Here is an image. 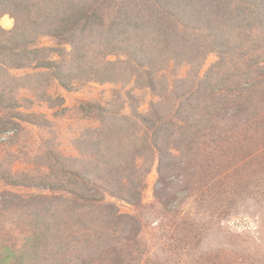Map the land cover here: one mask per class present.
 <instances>
[{
  "label": "rangeland",
  "instance_id": "rangeland-1",
  "mask_svg": "<svg viewBox=\"0 0 264 264\" xmlns=\"http://www.w3.org/2000/svg\"><path fill=\"white\" fill-rule=\"evenodd\" d=\"M178 1L172 0L175 5ZM181 2V9L171 10L180 19L179 30L190 40L200 39L194 29L202 25L186 15L192 9L186 0ZM76 4H97L102 13L100 28L87 31L83 38L75 34V48L87 49L78 59L71 57L69 44L40 34L62 24L63 17L74 24ZM151 4L0 0V27L23 34L24 22L28 29L38 25L33 41L43 48L24 67L0 63V86L6 92L5 104L12 107L0 110V247L15 251L13 258L31 244L37 256L47 255L45 264L61 251L70 258L68 264H264V74L257 78L249 71L247 83L246 76L239 84L230 83L228 78L238 81L243 71L238 64L245 58L236 57L237 52L225 63L207 52L194 69L163 50L150 55L157 57L156 63L136 64L132 50L153 36L148 23H142L150 16ZM126 7L131 20L127 26L119 25L120 9ZM240 11L245 28L236 34L233 29L229 44L235 45L234 51L243 48L248 55L260 54L254 61L264 64V13L252 21L241 5ZM225 25L232 26L223 23V29ZM47 59L63 71L37 65ZM204 77L210 84L225 85L232 95L216 101L211 87L199 82ZM223 77L224 82L216 83ZM176 110H186L178 116L187 131L176 164L163 171L162 179L145 128L157 112L174 131L170 124H179ZM25 114L39 124L24 121ZM165 142L162 138L161 145ZM80 164L89 165L88 177L108 188L100 192L102 203L135 219L123 218L107 230L111 235L107 247L91 260L76 258L81 243L75 236L84 225L94 228L96 220H84L65 200L70 197L68 188L77 185L67 169L74 174ZM9 175L21 185L7 184ZM130 180L142 183L135 202L108 193L110 186L118 187L122 181L123 188ZM48 182H63L67 188L42 187ZM87 215L98 218L99 213L94 209ZM99 224L97 220L98 230L103 229ZM189 224L190 241L177 240L176 233ZM30 261L27 258L25 264Z\"/></svg>",
  "mask_w": 264,
  "mask_h": 264
},
{
  "label": "trees",
  "instance_id": "trees-1",
  "mask_svg": "<svg viewBox=\"0 0 264 264\" xmlns=\"http://www.w3.org/2000/svg\"><path fill=\"white\" fill-rule=\"evenodd\" d=\"M150 1L152 2V10L149 13L150 16L146 17L142 23H148L149 27L152 28L151 33L153 31V36L151 38V42H145L146 45L145 43L142 44L141 42L138 49L132 50L134 62L136 64L141 63L142 65L147 63L145 65H149L156 63L157 57L154 59L151 58L150 55L153 52L158 53V51L163 50L168 54V56L179 59L181 62L192 66L194 69L196 68L195 63H198L200 58H202L207 52L214 53L217 59L222 60L223 63L230 60V55L232 52H237L235 55L236 57L240 59L242 57L243 59L245 58L238 64V68L243 71L238 77V81L228 78V81H231L230 83H233L234 85L239 84V81H241L245 76L244 83H247V75L250 72L252 73V71L257 74V78H261V75L264 74V64H261V61H254V58L255 60L256 58H260V54L248 55L243 48L234 51L235 45L231 43L229 44V35H232L233 29L236 34V32H240L245 28L244 21L241 18V16H245L240 11V5L243 7V9L248 11V15L250 16L251 20L255 21V17L257 15L264 13V0H186L185 5L190 7L192 10L190 11V14H185L190 18L193 17L195 22H198L202 25L196 26L194 29L197 36H200L201 38L198 39L196 37L192 40H190L185 35L184 31L179 30L180 19L175 13L171 12V10L175 8L181 9V0H179L176 5L172 2V0ZM168 4L171 7H169ZM130 13L131 11L128 7L120 9V21L118 24H124V26H127L131 20ZM101 15V8L97 4L90 6H87L86 4H76L75 11L73 12V15L71 14V17H74V24H71L63 17L61 19L62 24L56 23L52 29L47 30V33L41 31L40 34L59 39L62 44H69L73 48L70 53L71 57L74 56L76 59H78V57L84 58L87 53V49L84 50L83 46L79 45V47L75 48V34L79 32L83 38L87 34V31H92L94 28L96 29V27H99L102 20ZM236 17H240L239 22L235 21ZM165 19H168L167 23L164 21ZM223 23H230L232 26L228 27L225 25V28L223 29ZM23 28H25L23 34H16L13 29L5 30L0 27L1 65H5L7 62H13L16 63L14 66L15 68L24 67L26 62L38 57V53L36 51L39 49L43 50V48H39L36 44H34L35 42L33 41L35 36L39 34L40 27L37 25L36 28L33 27L28 29L26 28V23L24 22ZM142 45H144V47H142ZM112 46H114V43ZM141 47L144 49H141ZM45 49L48 50L47 48ZM130 53L131 52H128L127 54ZM245 53L248 56H245ZM123 54H125V51ZM142 59H146L144 60L146 62L142 61ZM37 65L46 71L52 70V67H56V71H63L59 68L60 65L54 60H41L38 61ZM11 66L13 65H10V67ZM221 71L224 72V74L229 75L227 70ZM230 72L231 74L234 73L233 71ZM236 73H238L237 69L235 71V74ZM206 78L207 77H204L201 81L199 80V82L204 87H211L212 98H215L216 101H218L220 97L225 96V98H227L228 95H232L230 90L227 89L225 85L220 87L217 84H210ZM225 80L226 79L223 77L220 80H216V83L218 81L224 82ZM66 84L68 85V83ZM67 85L64 86L66 87ZM243 89H250V87L248 86L247 88H242L241 90ZM5 93L6 92L4 88L0 86V110L12 109V107L10 108L5 104ZM217 103L218 102H216V104ZM176 112H178L176 113L178 117L176 119L179 121V124L175 126L173 123L170 124L173 126L174 131H171L169 126L166 127V120L161 121L162 118H160L157 112L156 116H154L152 119V122H150L151 124L145 128V134H147L148 138H150V143L153 145L152 151L157 153L156 168L162 179L163 171L171 169L176 164L175 159L178 158V154L181 153V148L179 145L185 139L184 134L187 131V126L181 125L182 121L180 118V113L182 111L176 110ZM184 113L186 114V110L182 112V114ZM178 114H180V116H178ZM14 115L22 114L15 112ZM29 116H31V114H25V116H23L24 121L30 122L32 124H39L38 122H34V120L29 118ZM189 118L190 117L186 118V121ZM162 138H164L166 141L163 146L161 145ZM172 150L176 151L177 154L173 153ZM80 165L82 166L81 168L77 167V169L74 170L73 173L75 175L70 173L67 169L68 174H71V176L76 178L77 183L73 184L77 185H75L71 190L68 188L67 191H69L70 197L66 198L65 200L69 203H73L75 207L80 210L82 213L81 218H84V220H88L89 222L96 220L94 228H92L91 225H84L83 229L77 230L78 233L75 236V239H78V241L81 243L80 247L76 246V258L80 259L82 256H86L91 260V258L95 259L93 255L97 250L107 247V240L111 239V235H106L107 230L113 229L117 225L118 221L123 220V218H129L132 219V221H135V219L134 217L124 216L117 213V211H115L116 209L112 210L113 205L110 203H102L103 197L101 196L100 192L108 188L95 182V178L88 177L89 170H86V168L89 165ZM135 178L136 177H133V179ZM5 179L7 184L21 185V183L15 178H12L11 175L6 176ZM129 182L130 184H126V187L123 185L124 187L122 188V181H119L118 187L115 184L114 186H110L108 193L113 197L135 202L139 198L142 183H133L132 180ZM42 187L65 190L67 188V184H64L63 182H48L42 184ZM156 196L160 195L156 192ZM94 209L99 213L98 218L87 215V213L94 211ZM75 218L77 222L79 219V214L75 215ZM97 220L100 222L99 227H103V229L98 230ZM191 231H193L192 224H189L186 228L179 230L176 233L177 240L190 241ZM198 243L199 240L197 239L194 245H197ZM29 248L34 251L33 246L28 244L26 249H20L18 252H16L17 256L16 258H13L15 251L10 250V248L8 249L5 246H1L0 264H13L14 259L18 261L17 264H25V260L27 258H30L31 260L28 262V264H45V262H47V255H44L42 259L41 256H37L35 251V255H33L32 252L29 251ZM83 250L86 251V253H84ZM102 251L103 250H101V253H103ZM94 256H96V254ZM98 260H100L99 257ZM67 261H70V258H68V255H66L64 251H61L60 253H57V255L54 254L52 256V261L50 264H68L66 263Z\"/></svg>",
  "mask_w": 264,
  "mask_h": 264
}]
</instances>
